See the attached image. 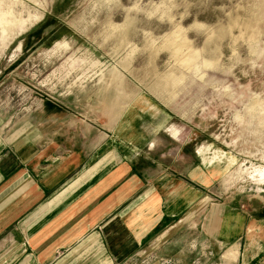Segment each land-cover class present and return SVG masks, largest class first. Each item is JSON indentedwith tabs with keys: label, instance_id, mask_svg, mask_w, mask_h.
<instances>
[{
	"label": "rangeland",
	"instance_id": "1",
	"mask_svg": "<svg viewBox=\"0 0 264 264\" xmlns=\"http://www.w3.org/2000/svg\"><path fill=\"white\" fill-rule=\"evenodd\" d=\"M136 119L168 123L185 169L213 175L197 185L219 212L264 219V0H0L4 135ZM195 247L197 264H232L226 245Z\"/></svg>",
	"mask_w": 264,
	"mask_h": 264
},
{
	"label": "crops",
	"instance_id": "2",
	"mask_svg": "<svg viewBox=\"0 0 264 264\" xmlns=\"http://www.w3.org/2000/svg\"><path fill=\"white\" fill-rule=\"evenodd\" d=\"M130 122L47 137L0 131V264H197L201 237L226 245L232 264H264V219L208 203L197 184L213 175L200 161L185 169L167 122Z\"/></svg>",
	"mask_w": 264,
	"mask_h": 264
},
{
	"label": "bare ground",
	"instance_id": "3",
	"mask_svg": "<svg viewBox=\"0 0 264 264\" xmlns=\"http://www.w3.org/2000/svg\"><path fill=\"white\" fill-rule=\"evenodd\" d=\"M120 70H121V69H120ZM258 99H259V97H257V98H256V100H258ZM255 108H256V109H255ZM251 109L258 110L259 112H261V111H262L260 107H258V106H255V105H254V106H252V107H251Z\"/></svg>",
	"mask_w": 264,
	"mask_h": 264
}]
</instances>
